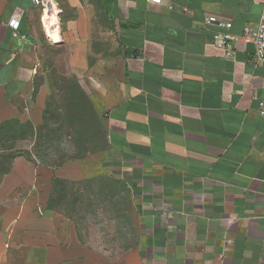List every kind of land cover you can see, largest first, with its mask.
Segmentation results:
<instances>
[{
  "label": "crops",
  "instance_id": "obj_1",
  "mask_svg": "<svg viewBox=\"0 0 264 264\" xmlns=\"http://www.w3.org/2000/svg\"><path fill=\"white\" fill-rule=\"evenodd\" d=\"M45 3L0 0V264H264V67L240 39L263 0Z\"/></svg>",
  "mask_w": 264,
  "mask_h": 264
},
{
  "label": "built area",
  "instance_id": "obj_2",
  "mask_svg": "<svg viewBox=\"0 0 264 264\" xmlns=\"http://www.w3.org/2000/svg\"><path fill=\"white\" fill-rule=\"evenodd\" d=\"M36 2L37 3L39 2L43 7L46 6V3L44 4V0H36ZM147 2L155 5H161L163 3V0H147ZM170 8L171 7L169 6V9ZM211 23L212 21L210 20L206 21V24H211ZM9 25L14 31H16L18 28L17 21H11ZM221 26L226 31L218 32L215 34L214 45L224 52L225 58L231 59L234 55L232 42L237 38L234 37L229 32V29L231 28L230 23H224ZM240 39L247 43L253 44L254 46L253 62L256 66L264 67V0H263L262 12L258 23L254 26H250V25L245 26L243 29V34L240 37ZM258 113L260 116L264 117V100L259 103Z\"/></svg>",
  "mask_w": 264,
  "mask_h": 264
},
{
  "label": "trees",
  "instance_id": "obj_3",
  "mask_svg": "<svg viewBox=\"0 0 264 264\" xmlns=\"http://www.w3.org/2000/svg\"><path fill=\"white\" fill-rule=\"evenodd\" d=\"M56 116L57 117L53 118L51 114L49 115L48 112H46L44 117L46 123L42 127L38 136L39 141H37L38 149L40 150L38 151L40 160L50 165L58 164V130H60V127H58V110L56 111ZM51 127L54 128L51 129ZM1 129L4 130V127H0V130ZM53 144L55 145V150H49ZM46 149H48L50 153H47ZM42 150H45V152ZM55 156L57 157L55 158ZM0 168L8 169L4 165V161L2 162ZM51 193L48 208L55 211L58 210V195L59 197H63L64 195L62 182L58 179L53 181Z\"/></svg>",
  "mask_w": 264,
  "mask_h": 264
},
{
  "label": "rangeland",
  "instance_id": "obj_4",
  "mask_svg": "<svg viewBox=\"0 0 264 264\" xmlns=\"http://www.w3.org/2000/svg\"><path fill=\"white\" fill-rule=\"evenodd\" d=\"M44 53H45V55H47V58H49V59H56V58H58V53H56L55 51H53V50H51V49H49V48H47L45 45H44ZM53 64V67H51V64H49L50 66H48V67H50V68H53L54 70H58V63L57 64H54V63H52ZM44 67H47V66H44ZM53 97L56 99H58V98H60L61 100H62V102H64V103H66V102H68V101H71V99L73 98H75V100L78 102V103H85L84 101H83V99L81 98V96L80 95H78V94H70L69 92H66V94H63V95H58V94H54L53 95ZM54 99V100H55ZM57 106H58V104L57 103H54L53 101H52V104H51V106H50V108L48 109V114L50 115H52L53 116V118H55V117H57L56 116V111L58 110L57 109ZM54 127H51V129H53ZM16 144H18V143H16ZM15 144V145H16ZM5 145H6V143H5ZM49 150H55V145L53 144V145H51V148H49ZM48 149H46V152L47 153H50V151H49ZM42 151H44L45 152V150H42ZM46 153V154H47ZM96 232V231H95ZM95 232L94 231H92L91 233H94V240H96L97 239V237L95 236L96 234H95ZM97 233V232H96ZM98 236V235H97ZM95 242V241H94Z\"/></svg>",
  "mask_w": 264,
  "mask_h": 264
},
{
  "label": "bare ground",
  "instance_id": "obj_5",
  "mask_svg": "<svg viewBox=\"0 0 264 264\" xmlns=\"http://www.w3.org/2000/svg\"><path fill=\"white\" fill-rule=\"evenodd\" d=\"M48 7V6H47ZM48 12V11H47ZM50 18V17H49ZM51 19V18H50ZM51 22V21H50ZM44 24H45V27H46V30H47V33L49 35V37L52 39V38H56V36H54V34L50 31L49 29V22H48V16L45 15V18H44ZM51 27V25H50ZM55 29V28H54ZM54 32V31H53ZM57 32V31H56ZM47 35V36H48Z\"/></svg>",
  "mask_w": 264,
  "mask_h": 264
}]
</instances>
